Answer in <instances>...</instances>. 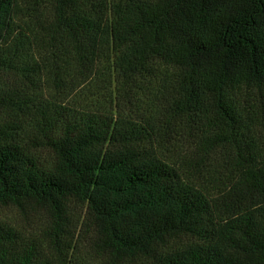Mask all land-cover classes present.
Listing matches in <instances>:
<instances>
[{
	"label": "trees",
	"instance_id": "1",
	"mask_svg": "<svg viewBox=\"0 0 264 264\" xmlns=\"http://www.w3.org/2000/svg\"><path fill=\"white\" fill-rule=\"evenodd\" d=\"M84 232L109 264H264V0H0V264Z\"/></svg>",
	"mask_w": 264,
	"mask_h": 264
},
{
	"label": "rangeland",
	"instance_id": "2",
	"mask_svg": "<svg viewBox=\"0 0 264 264\" xmlns=\"http://www.w3.org/2000/svg\"><path fill=\"white\" fill-rule=\"evenodd\" d=\"M36 153L39 156L41 162L45 163L46 165H49L52 162V155H50L47 150L38 149ZM83 215L84 212L77 208L73 213L74 223L80 222ZM2 217L5 221L15 225L24 234L30 236L35 235L39 238H44L45 234L50 228L47 217L42 213H31L28 218H24L16 211L6 209L3 211ZM91 241V233H82V235L78 238L77 249L74 253L72 264H109L107 263V259L93 248ZM139 264L141 263L139 262Z\"/></svg>",
	"mask_w": 264,
	"mask_h": 264
}]
</instances>
